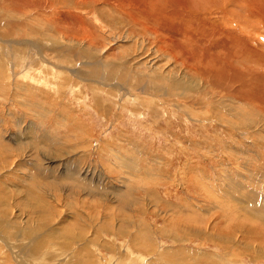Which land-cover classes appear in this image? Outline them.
I'll use <instances>...</instances> for the list:
<instances>
[{
	"label": "rangeland",
	"instance_id": "obj_1",
	"mask_svg": "<svg viewBox=\"0 0 264 264\" xmlns=\"http://www.w3.org/2000/svg\"><path fill=\"white\" fill-rule=\"evenodd\" d=\"M209 1L0 0V264H264V23Z\"/></svg>",
	"mask_w": 264,
	"mask_h": 264
},
{
	"label": "bare ground",
	"instance_id": "obj_2",
	"mask_svg": "<svg viewBox=\"0 0 264 264\" xmlns=\"http://www.w3.org/2000/svg\"><path fill=\"white\" fill-rule=\"evenodd\" d=\"M137 1H140L141 3H143L144 4V6H146V4H147V1H149V0H137ZM174 1V0H173ZM203 1H208V0H196V1H191V0H177V3L175 4V2L173 3L174 5L173 6H176V8H175V12L177 13V12H179V19L181 18V17H183V16H185V18L183 19V20H185V19H187L188 20V22H186V20H185V22L186 23H189V21H193V20H197V21H199V20H201L202 19V16H201V14L199 13V11H198V9H200L199 8V5L203 2ZM210 1H214V4H216L217 6H219V4H224V5H226V6H228L229 8H230V6H236L237 5V3H235V1L236 0H210ZM209 1V2H210ZM238 1H241L240 2V4L238 5V6H240V7H243V5H246L248 8H249V11H250V14L252 13V14H254V19H256V20H258V18L260 19V20H262L263 21V23H264V0H263V2H261V0H238ZM208 2V3H209ZM206 3V2H205ZM256 4V5H258V6H256V7H254L253 8V4ZM171 4V3H170ZM213 4V3H212ZM172 6V5H171ZM237 6V7H238ZM167 7V5H163V7H162V9L164 8H166ZM203 7V6H202ZM207 7V6H206ZM260 7V8H259ZM156 9H159V8H156ZM207 9V8H206ZM203 10H204V8H203ZM261 12H260V11ZM169 11V10H168ZM158 12H159V10H158ZM219 12V11H218ZM227 12V11H226ZM160 13V12H159ZM162 13V12H161ZM160 13V14H161ZM169 14V13H168ZM159 15V14H158ZM172 15V14H171ZM156 17V16H155ZM158 17V16H157ZM161 17V16H160ZM147 19H148V21L150 20V17H146ZM231 18V17H230ZM147 21V22H148ZM196 21V22H197ZM239 22H243V20L241 19V20H238ZM134 22L138 25V28H139V26H144V23H142V22H140L139 20H134ZM185 22L184 23H182V24H180L179 23V39L180 38H183V40L185 41V44L183 45V44H181L180 42H179V52H182V53H185V51L186 52H188L187 53V55L189 56L188 58H190V56H191V58L193 59V57L194 56H197L196 54V52H198V51H200V50H204L203 52L204 53H206L205 55H204V57H210V59H208V60H205V61H207V62H210V63H214V64H216V65H218V64H221L220 65V67H222L223 68V70H221L220 68H218V69H220V71L219 72H221V73H223V72H225V71H228V70H226V68L227 67H229V64L231 63V65L233 64L232 63V61H231V59L229 58V55H234L235 53L233 52L234 50H233V48L231 49V47H229V41H228V39L226 38V36H224L223 35V32H222V29L221 28H216V27H218L219 25H217V26H214L212 23H210V24H208L207 22H204V21H202L201 22V25L199 26V29L197 30V29H195V27H191V26H186V25H184L185 24ZM200 22V21H199ZM149 23H151V22H149ZM173 23V22H172ZM147 24V23H146ZM191 25H192V23H191ZM197 25V24H196ZM148 26V25H147ZM165 26V25H164ZM146 27V26H145ZM144 27V29L143 30H148V31H150V30H152V28L150 29L149 27L147 28H145ZM152 27V26H151ZM171 27V26H170ZM166 28V27H165ZM156 29V28H155ZM169 29V28H168ZM177 29H178V27H177ZM170 30V29H169ZM154 31V30H153ZM155 31H157V30H155ZM171 31V30H170ZM169 32V31H168ZM203 32H205V35H203ZM170 33V32H169ZM168 33V34H169ZM172 33V32H171ZM175 33V32H174ZM164 34V33H163ZM196 38L197 39H201V38H203L204 40H208V39H210V41H212L211 43H209L208 45H206V47L208 46V49L207 50H205V47L203 46V44H202V42L199 44V45H197L195 42H192V41H195L196 40ZM217 41H221V42H223V43H225L226 45H224V44H219V43H217ZM233 41H235V39H233ZM246 41V40H245ZM259 42H263L264 43V35H262V36H259ZM232 43V42H231ZM182 45V46H181ZM202 45V46H201ZM177 46V45H176ZM201 47H202V49H201ZM227 47H229V48H227ZM188 48H191L192 50H193V52L192 53H190L189 52V49ZM200 49V50H199ZM201 51V52H202ZM246 52V51H245ZM241 53V52H240ZM191 54H194V55H191ZM221 54H224L227 58V61L226 60H218L217 59V57H216V55H221ZM187 55H185V57L187 56ZM206 55H208V56H206ZM243 55V54H242ZM244 55H246L247 56V58H248V54H245L244 53ZM181 56V55H180ZM200 56V55H199ZM183 57V56H182ZM219 57V56H218ZM207 59V58H206ZM191 60V59H190ZM190 60H188L189 62H190ZM251 61H257V58L256 57H254L253 59H250ZM250 60H248V61H250ZM182 63V62H181ZM184 63V62H183ZM205 63V62H204ZM210 63H209V65H210ZM259 63H262V64H264V56L262 57V59H260V62ZM189 64V63H188ZM193 64V63H192ZM243 64L244 63H242L241 64V66H243ZM215 65V66H216ZM230 65V66H231ZM233 66V65H232ZM208 67V66H207ZM211 68V67H210ZM217 69V68H216ZM233 69V68H232ZM235 69V68H234ZM196 71L198 70V69H195ZM212 70H213V68H212ZM232 71V70H231ZM213 72V71H212ZM220 73V74H221ZM254 74H257L258 75V77L260 78V80H258L257 81V85H258V87L259 88H262V85H261V80H262V82L264 83V73L263 72H256V70L253 72ZM231 74H234L235 75V77L233 78L232 76H230V78H229V76L228 75H222L220 78H222L221 80L223 81V80H225V79H229L230 81H233V80H237V79H235L238 75L236 74V73H231ZM230 74V75H231ZM239 78V77H238ZM217 81V84H219L220 86L219 87H223V85L220 83V81H218V80H216ZM224 82V81H223ZM258 82L260 83V84H258ZM215 83V82H214ZM229 93V92H228ZM242 95V94H241Z\"/></svg>",
	"mask_w": 264,
	"mask_h": 264
}]
</instances>
